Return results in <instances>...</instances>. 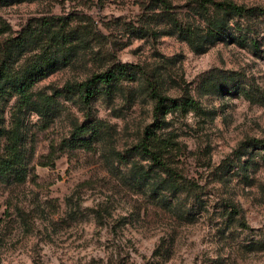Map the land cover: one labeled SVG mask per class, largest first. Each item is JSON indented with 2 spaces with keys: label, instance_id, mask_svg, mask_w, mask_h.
I'll return each instance as SVG.
<instances>
[{
  "label": "rangeland",
  "instance_id": "rangeland-1",
  "mask_svg": "<svg viewBox=\"0 0 264 264\" xmlns=\"http://www.w3.org/2000/svg\"><path fill=\"white\" fill-rule=\"evenodd\" d=\"M170 1L178 17L201 27L196 0ZM234 1L264 8V0ZM158 11L151 0L0 2V42L11 49L13 69L38 51L42 42L32 35L41 16H65L80 33L71 60L31 86L54 94L58 113L44 128L35 112L18 113L29 171L22 182H0V264H264V162L251 147L237 154L246 137L264 138V105L203 84L211 73L236 71L264 88V15L248 21L247 30L242 26V43L232 21L197 52L171 34H140L143 26L162 27L154 22ZM20 32L27 40L18 47L10 38ZM114 61L137 64L161 78L167 95L185 88L198 102L199 110L165 113L158 129L174 142L168 162L200 185L196 196L151 192L148 183L129 179L132 163L148 164L127 150L151 120L152 100L140 82L123 81L111 98L92 99L89 109L61 90ZM13 102H4L8 128ZM92 117L105 126L90 149L57 148L73 124ZM53 147L52 162L41 164Z\"/></svg>",
  "mask_w": 264,
  "mask_h": 264
},
{
  "label": "trees",
  "instance_id": "trees-1",
  "mask_svg": "<svg viewBox=\"0 0 264 264\" xmlns=\"http://www.w3.org/2000/svg\"><path fill=\"white\" fill-rule=\"evenodd\" d=\"M19 0H0L2 4H9ZM159 7L154 13L163 24L158 29L143 26L140 34H171L188 43L194 51H202L207 45L214 43L233 21V27L239 30L237 39L242 43L245 38L243 30H247L248 21L258 15H264V8L256 5H246L234 0H196L194 12L201 22V27L190 26L189 23L178 17L170 0H151V8ZM243 19L245 24H241ZM244 27V29L242 28ZM25 33L20 32L16 37L10 38L14 45L20 47L27 40ZM80 33L68 27L65 16L44 15L37 21V30L32 35L42 43L34 56L21 67H10L11 49L0 42V182L19 183L24 181L29 171L25 150L21 144V132L18 127V113L27 110L35 112L40 120L41 127H46L51 118L58 113L61 103L54 94L33 91V83L46 76L55 68L69 62L75 53ZM235 39V38H233ZM236 39V40H237ZM77 40V41H76ZM250 45L257 47V42L250 38ZM241 75L236 71L215 72L209 74L203 84L207 90L220 93L238 92L250 102L264 105V88L250 81H242ZM123 81L140 82L142 90L152 100L151 120L143 126L141 134L133 145L127 149L129 155L134 153L140 158L148 160L146 167L132 163L130 180L139 184H149L150 190H162L170 195L181 191L196 196L200 185L191 178L180 174L168 162L170 150L174 142L168 136L159 134L164 124V115L170 110H199L198 102L183 88L177 97H171L162 90L161 78H150L148 73L139 65L121 61H114L104 69L96 70L80 80L66 81L61 90L76 95L78 100L89 109L90 102L97 96L111 98L117 87H122ZM14 98L15 112L11 127L4 124V102ZM90 113L87 110V116ZM105 126L102 120L91 118L71 126L68 137L62 138L57 148L72 150L75 148L90 149L92 142L101 133ZM246 147L258 151L260 159L264 162V138L246 137L237 147V154L244 152ZM54 147L46 155L50 157L41 162H52ZM50 155V156H49ZM231 208H234L231 205ZM231 211H227L230 215ZM239 224L244 221L239 219ZM261 247L262 245H256ZM252 245L251 247H256Z\"/></svg>",
  "mask_w": 264,
  "mask_h": 264
}]
</instances>
